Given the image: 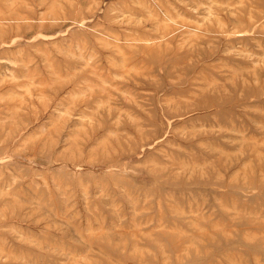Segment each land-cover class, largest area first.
<instances>
[{
	"label": "rangeland",
	"instance_id": "rangeland-1",
	"mask_svg": "<svg viewBox=\"0 0 264 264\" xmlns=\"http://www.w3.org/2000/svg\"><path fill=\"white\" fill-rule=\"evenodd\" d=\"M0 264H264V0H0Z\"/></svg>",
	"mask_w": 264,
	"mask_h": 264
},
{
	"label": "bare ground",
	"instance_id": "bare-ground-1",
	"mask_svg": "<svg viewBox=\"0 0 264 264\" xmlns=\"http://www.w3.org/2000/svg\"><path fill=\"white\" fill-rule=\"evenodd\" d=\"M11 20V19H10ZM116 88V87H115ZM57 187V186H56Z\"/></svg>",
	"mask_w": 264,
	"mask_h": 264
}]
</instances>
